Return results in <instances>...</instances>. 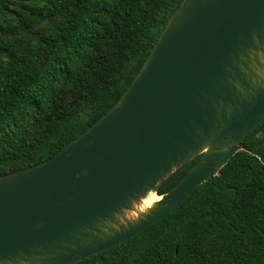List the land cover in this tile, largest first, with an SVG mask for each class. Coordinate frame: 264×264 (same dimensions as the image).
I'll list each match as a JSON object with an SVG mask.
<instances>
[{"label": "water", "instance_id": "1", "mask_svg": "<svg viewBox=\"0 0 264 264\" xmlns=\"http://www.w3.org/2000/svg\"><path fill=\"white\" fill-rule=\"evenodd\" d=\"M263 121L264 0H183L108 112L0 175V264H75L136 236L202 183L219 188L215 173ZM150 193L160 199L138 211Z\"/></svg>", "mask_w": 264, "mask_h": 264}, {"label": "trees", "instance_id": "2", "mask_svg": "<svg viewBox=\"0 0 264 264\" xmlns=\"http://www.w3.org/2000/svg\"><path fill=\"white\" fill-rule=\"evenodd\" d=\"M183 0H0V175L58 153L114 106ZM162 219L75 264H264V140ZM193 159L158 190L173 188Z\"/></svg>", "mask_w": 264, "mask_h": 264}, {"label": "bare ground", "instance_id": "3", "mask_svg": "<svg viewBox=\"0 0 264 264\" xmlns=\"http://www.w3.org/2000/svg\"><path fill=\"white\" fill-rule=\"evenodd\" d=\"M160 199V196L156 195L155 193H150V195L142 200V202L137 206L138 211H144L148 207L152 205L154 201ZM136 215V214H132Z\"/></svg>", "mask_w": 264, "mask_h": 264}, {"label": "rangeland", "instance_id": "4", "mask_svg": "<svg viewBox=\"0 0 264 264\" xmlns=\"http://www.w3.org/2000/svg\"><path fill=\"white\" fill-rule=\"evenodd\" d=\"M258 137L264 140V130L258 132Z\"/></svg>", "mask_w": 264, "mask_h": 264}]
</instances>
